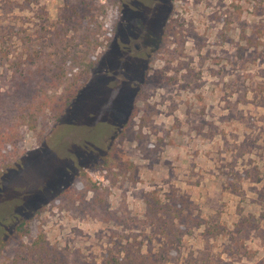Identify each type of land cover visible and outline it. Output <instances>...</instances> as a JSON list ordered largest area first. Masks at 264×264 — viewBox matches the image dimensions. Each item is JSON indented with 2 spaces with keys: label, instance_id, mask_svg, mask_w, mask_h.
<instances>
[{
  "label": "rangeland",
  "instance_id": "374dc122",
  "mask_svg": "<svg viewBox=\"0 0 264 264\" xmlns=\"http://www.w3.org/2000/svg\"><path fill=\"white\" fill-rule=\"evenodd\" d=\"M152 1L0 0V264H264V0Z\"/></svg>",
  "mask_w": 264,
  "mask_h": 264
},
{
  "label": "trees",
  "instance_id": "16d2710c",
  "mask_svg": "<svg viewBox=\"0 0 264 264\" xmlns=\"http://www.w3.org/2000/svg\"><path fill=\"white\" fill-rule=\"evenodd\" d=\"M77 54H78L77 51H74V53L71 54L72 61L68 66H72L76 68H78L79 66L83 67L80 62L82 58L77 57ZM96 61H97V57H94L90 61L89 66H93ZM22 83H25V81H22ZM15 84L19 86L16 82ZM71 87H73V85ZM40 93H41V96L37 102L33 100V98H31L28 101L26 107L23 110L19 111L20 115L18 118L23 120L22 124L28 125L30 128L35 126L38 120V116L42 115L45 112H52L56 117L60 118L65 113L66 109L71 105L73 100L75 99L76 88L66 89L65 93L62 94L61 96H57L56 94H49L48 89L46 90L41 89ZM23 101L24 100L21 99V102ZM82 150L79 149L80 152ZM27 206H28L27 203L17 205V210L19 213L15 217L19 218V225H20L19 228L20 229H22L26 225V221L32 217V216L27 215V212H28ZM37 212L38 213L40 212L39 208L36 209L35 213ZM0 225H2V223H0Z\"/></svg>",
  "mask_w": 264,
  "mask_h": 264
},
{
  "label": "flooded vegetation",
  "instance_id": "af4514ba",
  "mask_svg": "<svg viewBox=\"0 0 264 264\" xmlns=\"http://www.w3.org/2000/svg\"><path fill=\"white\" fill-rule=\"evenodd\" d=\"M116 1L118 3L116 10H117V13L120 14L122 26L123 25H127V24H131L133 26V24L137 21V19L134 16V14H131L129 12L131 11V9L134 8V5L139 0H116ZM167 1H171V0H166L165 4H164L163 0H153L152 3L154 4V6L159 10V12H162V13H148V17L151 16V14H155L158 17L157 27H154L150 31L151 32V39H152L154 44L157 42V37H158L156 35V31L159 30L160 27H161V24H162L163 19H164V14L163 13H165V9L168 6V4H167L168 2ZM132 12H133V10H132ZM136 36H137V33L135 34V36L133 38H135ZM144 37H146L145 34H144ZM141 38H142V41H143V37L142 36H141ZM133 47H134V50L136 51L137 54L142 53L143 50H144V48L142 47L141 43H135Z\"/></svg>",
  "mask_w": 264,
  "mask_h": 264
}]
</instances>
